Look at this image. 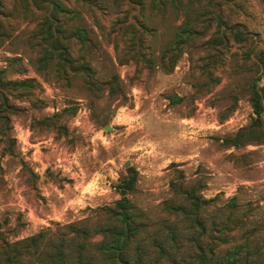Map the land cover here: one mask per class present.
<instances>
[{
	"label": "rangeland",
	"instance_id": "obj_1",
	"mask_svg": "<svg viewBox=\"0 0 264 264\" xmlns=\"http://www.w3.org/2000/svg\"><path fill=\"white\" fill-rule=\"evenodd\" d=\"M122 201L131 264H264V0H0V264Z\"/></svg>",
	"mask_w": 264,
	"mask_h": 264
},
{
	"label": "trees",
	"instance_id": "obj_2",
	"mask_svg": "<svg viewBox=\"0 0 264 264\" xmlns=\"http://www.w3.org/2000/svg\"><path fill=\"white\" fill-rule=\"evenodd\" d=\"M128 1L133 2V0ZM54 8L62 9L58 3H55ZM259 100V96L254 95L253 105L258 114L262 109ZM186 199L192 204V211L190 212V216H193L192 221L195 223L200 222L198 216L201 209L200 199L194 191L186 193ZM108 212L122 226V229L116 227L98 228L92 234L86 226L82 227L75 223L57 224L55 229H48L51 234L50 238H45V232H41L38 235L6 246L3 250L4 255L7 256L5 260L12 264L18 262L19 264H41L40 262H46V264H100L97 261L100 257L103 263L131 264L128 254L124 250L132 237H135L141 228L133 223V217L127 210L125 201L118 203L117 211L111 209ZM98 235L103 236L100 242L93 243L91 241L93 244L88 242L94 250V253H91L87 249L85 240ZM241 254V249L228 253L226 256L227 263L237 264ZM199 257L203 262H209L205 254L200 253ZM22 260L26 261L22 262Z\"/></svg>",
	"mask_w": 264,
	"mask_h": 264
},
{
	"label": "water",
	"instance_id": "obj_3",
	"mask_svg": "<svg viewBox=\"0 0 264 264\" xmlns=\"http://www.w3.org/2000/svg\"><path fill=\"white\" fill-rule=\"evenodd\" d=\"M106 129H108V128H106Z\"/></svg>",
	"mask_w": 264,
	"mask_h": 264
}]
</instances>
